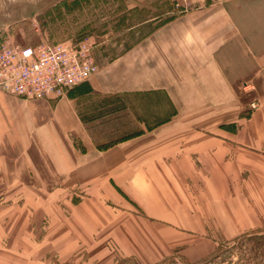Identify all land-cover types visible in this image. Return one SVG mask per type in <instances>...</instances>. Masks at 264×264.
<instances>
[{"label": "crops", "instance_id": "crops-1", "mask_svg": "<svg viewBox=\"0 0 264 264\" xmlns=\"http://www.w3.org/2000/svg\"><path fill=\"white\" fill-rule=\"evenodd\" d=\"M140 32L62 97L0 87V264H38L70 231L100 244L122 218L150 243L167 221L200 230L199 189L207 212H245L229 197L264 179V0L170 4ZM80 187L89 203L66 217L61 203ZM40 235L32 261L19 245Z\"/></svg>", "mask_w": 264, "mask_h": 264}, {"label": "rangeland", "instance_id": "rangeland-1", "mask_svg": "<svg viewBox=\"0 0 264 264\" xmlns=\"http://www.w3.org/2000/svg\"><path fill=\"white\" fill-rule=\"evenodd\" d=\"M175 2L176 0H0V46H33L40 42H68L76 45L84 41L89 43L98 66L124 52L139 37L142 21L159 14L162 8H167L170 4L175 11ZM126 118L125 116L122 121ZM118 132L117 136L120 137L127 133L123 129ZM78 190L70 195L68 201L61 203L65 207L66 217L71 218L73 204L89 203L86 192L89 190L82 187ZM242 191V194L229 198L230 205L241 207L245 212H230L228 219H222L218 210L206 211L210 207L206 199L210 200L211 197H206L202 194L203 190L199 189L196 207L200 210L199 223L204 225L200 230L173 227L167 221L169 227L159 228L163 230L165 237L159 243H150L143 239L142 229L145 226L138 223L136 217L132 224L126 225L125 218H122L116 224L118 227L112 228L109 236L101 237L100 244L94 243L96 238H93V243L83 242L77 245V235L72 231L68 232V243L64 236H60V241L52 244V249L38 256V264H90L93 259L95 264H264V179L256 182L254 193H246L245 189ZM133 204L137 215V205ZM99 206H102L100 202ZM127 207L131 205L128 204ZM214 207L216 209L217 206ZM123 210L128 212L126 207ZM143 223L147 225L146 221ZM79 224L83 225L82 221ZM123 230L124 238L119 236ZM38 231L41 233V225ZM243 232L247 234L240 240L226 244L219 253L213 254L223 238ZM39 237L31 244L19 245L23 253L33 251L32 261L35 259V246L38 247L37 253L45 247L40 242L43 240L41 235Z\"/></svg>", "mask_w": 264, "mask_h": 264}, {"label": "built area", "instance_id": "built-area-1", "mask_svg": "<svg viewBox=\"0 0 264 264\" xmlns=\"http://www.w3.org/2000/svg\"><path fill=\"white\" fill-rule=\"evenodd\" d=\"M207 0H176L183 12ZM98 71L88 42L0 46V87L25 99L62 97Z\"/></svg>", "mask_w": 264, "mask_h": 264}, {"label": "trees", "instance_id": "trees-1", "mask_svg": "<svg viewBox=\"0 0 264 264\" xmlns=\"http://www.w3.org/2000/svg\"><path fill=\"white\" fill-rule=\"evenodd\" d=\"M113 142H115V141L105 143V144L102 145L100 148L105 149V148H107L108 146H110L111 144H113ZM257 231H260V230H257ZM246 232H247V231H246ZM246 232H243V233H240V234H236V235H234V234H230V237H228V238H223V237H221V239L223 238V241H224V242L222 241V243H221V242L218 243V245L216 246V249H215V251H214L213 254H215V253H219L220 250H221L226 244H230V242H231V243H233V242H237L238 240H240V238H242L243 236H245V234H247Z\"/></svg>", "mask_w": 264, "mask_h": 264}]
</instances>
